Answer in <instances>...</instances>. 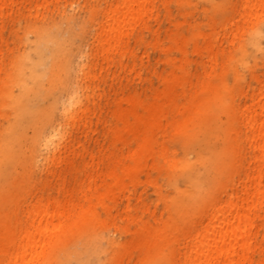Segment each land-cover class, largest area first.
I'll use <instances>...</instances> for the list:
<instances>
[{
    "label": "rangeland",
    "instance_id": "1",
    "mask_svg": "<svg viewBox=\"0 0 264 264\" xmlns=\"http://www.w3.org/2000/svg\"><path fill=\"white\" fill-rule=\"evenodd\" d=\"M241 1L152 0L144 15L128 26L116 52L105 60L98 55L101 39L96 37L104 0H0V132L18 120L12 97L22 92L26 98L21 118L24 136L12 143L14 156L2 166L0 202L9 197L11 203L1 206L6 211L11 208L13 221L39 196L61 199L68 192L70 199L62 208L68 216L65 225L78 226L53 250L58 264H76L77 258L83 264H114L117 253L119 264L177 263V250L167 262L163 258L169 253L166 245H152L157 235H146L141 227H156L153 217L159 216L169 225L180 221L172 202L176 194L171 180L179 178L190 137L212 140L209 128L200 124L206 111L203 101L211 109V124L225 132L228 129L212 93L202 84L215 86L223 97L224 85L239 92L246 89L247 81L257 86L255 76L264 77V9L252 20L230 26L240 15V9L231 14L230 4L239 7ZM256 29L259 37L254 45ZM243 48L246 61L236 64ZM54 63L57 77L50 82ZM234 65L239 73L236 79ZM21 76L29 90L21 89L17 82ZM36 80L40 85L32 84ZM69 83L80 84L75 89L80 104L72 110L77 119L66 122L62 106H69L67 98L73 89ZM126 96L162 106L153 125H137L141 129L137 137L120 130L114 117L125 106ZM194 103H198L196 112L189 109ZM34 123L64 130L58 164L50 163L51 172L32 167L27 160ZM132 124L135 128L136 123ZM117 125L119 130H115ZM213 140L221 143V137ZM132 152L139 155L140 168L129 175L124 168L134 166ZM85 164L101 171L90 174ZM113 164L116 177L108 172ZM178 184L183 191L184 183L179 180ZM85 215L93 216V226L83 233ZM89 232L94 234L89 236ZM90 239L99 242L103 251L96 254Z\"/></svg>",
    "mask_w": 264,
    "mask_h": 264
},
{
    "label": "bare ground",
    "instance_id": "2",
    "mask_svg": "<svg viewBox=\"0 0 264 264\" xmlns=\"http://www.w3.org/2000/svg\"><path fill=\"white\" fill-rule=\"evenodd\" d=\"M151 1L104 0L102 11L105 10L96 32V37L101 39L97 44L101 59H110L120 46L119 41L128 26L144 15ZM231 6L230 4L232 11L228 8L231 14L238 13L240 9L238 19L230 24L237 26L239 22L245 23L257 16L256 13L264 9V0H242L239 7H235V4ZM90 14L94 17L96 9ZM258 37L259 30L256 29L252 44L257 45ZM242 51V56L237 59L236 64L241 65L246 61L244 48ZM122 56L127 58V52L122 51ZM54 65L56 64L52 65L50 82L52 78L55 81L57 77ZM78 68L81 70L83 65ZM234 69L236 79L239 76L236 65ZM255 75L253 74V77ZM255 79L258 82L257 86H252L247 81L246 89L239 92L224 85L226 94L223 97L215 86L209 87L207 84L201 86L204 90L208 87L209 93H212L213 103L225 116L228 129L225 132L211 124V119L208 118L211 109L203 101L202 105L206 111L202 120L200 118L198 121L201 120L200 124L209 128L212 140L190 137L180 162L179 178L174 177L171 180L172 192L176 194L172 202L176 204V214L178 213L177 218H180V221L172 220V224L169 225L161 219V216L156 218L152 215L153 220H156V227L151 230L147 224L141 227L144 234L157 235L152 245L158 247L166 245L169 253L163 258L167 262L171 261L169 257L174 255L175 249L176 264H248V262L264 264L262 252L264 251V77L258 79L255 76ZM17 82L23 91L29 90L23 76ZM40 83L36 80L32 84L36 86ZM71 87L72 94L67 98L69 106H62L66 122L77 119L75 116L72 117L74 114L72 110L80 104L79 95L75 93V89H80V84H71ZM21 93L12 97L11 104L19 116L17 122L0 132V180L3 164L14 156L12 143L24 136V122L21 118L26 111L24 102L26 98ZM165 93L163 92L162 95ZM162 95L161 97L165 99L166 97ZM240 98H243L242 102H239ZM124 100L125 106L116 111L114 117L121 126L119 129L134 133V137H137V133L141 131L137 126L139 123L153 125L162 112L161 105L147 104L134 96H126ZM190 106L189 109L193 112L198 111V103ZM81 114L85 117L84 111ZM133 122L136 123L135 128ZM118 125L115 130L118 129ZM33 126H35L34 139L27 160L32 167L51 172L53 165L50 163L55 162V166L58 164L56 156L60 151L59 144L64 139V130L63 128L48 129L46 125L36 123ZM213 137H221V143L215 142ZM36 147L38 154H34ZM130 157L135 159V164L133 167L124 168L129 175L140 168L139 155L132 152ZM86 167L90 168V174H99L101 171L96 165L85 164L84 169ZM116 169L117 166L113 164L108 167V172L116 177ZM179 180L185 185L183 191L179 188ZM181 192L183 193L180 196ZM103 198L102 195L98 202L102 203ZM69 199L67 191L61 199L39 196L33 203L23 207L21 218H15L13 221L10 220L11 208L6 211L1 206L7 201L11 203V200L9 197L2 199L0 264H58L60 260L53 250L65 235L78 226L77 223H71L69 227L65 225L64 219L68 216L62 208ZM134 219L135 217H132L133 221ZM92 220L93 216H83L81 225L83 233L91 229ZM17 223L20 225L17 226ZM172 233L175 234L173 240L169 237ZM88 234L92 236L94 233ZM161 234L166 236L162 237ZM98 237L101 238L102 235ZM88 243L96 254H99L103 248L101 246L100 249V243L94 244L92 239ZM106 243L110 244V241ZM117 254L114 264H119L121 261L120 254L119 256ZM76 264H83V261L77 258Z\"/></svg>",
    "mask_w": 264,
    "mask_h": 264
}]
</instances>
